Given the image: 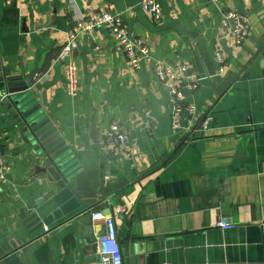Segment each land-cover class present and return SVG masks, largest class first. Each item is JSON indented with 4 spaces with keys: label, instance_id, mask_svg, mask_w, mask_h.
I'll list each match as a JSON object with an SVG mask.
<instances>
[{
    "label": "crops",
    "instance_id": "1",
    "mask_svg": "<svg viewBox=\"0 0 264 264\" xmlns=\"http://www.w3.org/2000/svg\"><path fill=\"white\" fill-rule=\"evenodd\" d=\"M139 1L0 0L2 64L24 77L36 68L32 90L71 155L63 186L36 173L37 152L5 120L0 85V149L10 165L0 183V264H97L84 221L104 207L122 209L115 224L123 264H264V0H161L159 20ZM102 9L119 13L148 57L133 68L111 31L98 27L72 54L78 89L69 94L57 58L66 31ZM228 11L246 19L240 44L221 37ZM157 62H186L200 80L185 90L197 114L180 130ZM114 120L137 154L104 149ZM219 218L235 226L222 229ZM91 225L97 237L101 224L91 216Z\"/></svg>",
    "mask_w": 264,
    "mask_h": 264
},
{
    "label": "built area",
    "instance_id": "2",
    "mask_svg": "<svg viewBox=\"0 0 264 264\" xmlns=\"http://www.w3.org/2000/svg\"><path fill=\"white\" fill-rule=\"evenodd\" d=\"M139 6L156 20H159L162 16L161 0H140ZM222 24V38L230 37L236 44H240L245 40L248 25L246 19L239 13L234 11L224 13ZM98 27H104L111 31L133 68H139L141 61L148 57V46L128 34L119 13L102 9L79 17L66 31V41L62 44L57 56L59 61L64 62L65 90L69 94L76 93L78 89V69L72 54L78 46L79 38L81 36L91 38ZM215 58L219 64L223 65V49L220 46L215 48ZM189 67L186 62L176 64L157 62L156 64L157 75L170 97L173 128L179 130L184 126L183 121L190 125L197 114L195 104L186 100L185 90L197 88L200 80L188 73ZM219 70H222L221 66ZM0 95H2L1 90ZM144 126L146 131L151 129L149 121H145ZM104 135L106 140L105 150L111 152L123 150L130 156L137 154V146L132 141L129 130L121 126L119 122L112 121L105 129ZM9 172L10 165L6 162L3 151L0 149V183L9 180ZM121 210L120 207H115V209L112 208L110 213H104L101 209L91 211L92 219L101 224V231L96 237L97 264H123L121 245L115 224V215L121 213ZM215 225L220 226L222 229L235 226L233 222L220 218L217 219ZM44 231H48V226H44ZM162 264L172 263L163 262Z\"/></svg>",
    "mask_w": 264,
    "mask_h": 264
},
{
    "label": "water",
    "instance_id": "3",
    "mask_svg": "<svg viewBox=\"0 0 264 264\" xmlns=\"http://www.w3.org/2000/svg\"><path fill=\"white\" fill-rule=\"evenodd\" d=\"M36 68L27 76L11 73L8 66L3 65L0 55V85L4 87L6 96L2 100L5 120L9 127L18 133L23 143L31 145L37 152L36 173L48 174L60 186L68 179L71 155L61 129L47 113L42 94L36 98L31 84L35 78ZM100 128L94 118L89 125V135L98 142ZM104 207V206H103ZM110 207H104V213H110ZM33 214L32 217H35ZM85 239L93 250H96V236L91 225V213L85 216Z\"/></svg>",
    "mask_w": 264,
    "mask_h": 264
}]
</instances>
